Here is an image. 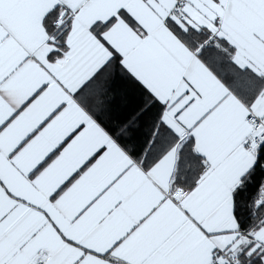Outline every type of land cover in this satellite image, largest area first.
<instances>
[{
    "label": "snow or ice",
    "instance_id": "obj_1",
    "mask_svg": "<svg viewBox=\"0 0 264 264\" xmlns=\"http://www.w3.org/2000/svg\"><path fill=\"white\" fill-rule=\"evenodd\" d=\"M0 264H264V0H0Z\"/></svg>",
    "mask_w": 264,
    "mask_h": 264
},
{
    "label": "trees",
    "instance_id": "obj_2",
    "mask_svg": "<svg viewBox=\"0 0 264 264\" xmlns=\"http://www.w3.org/2000/svg\"><path fill=\"white\" fill-rule=\"evenodd\" d=\"M116 88L118 95L115 110L112 114L113 122H116L117 118H131V116L134 115L136 105L142 101L139 92L127 82L118 80Z\"/></svg>",
    "mask_w": 264,
    "mask_h": 264
}]
</instances>
